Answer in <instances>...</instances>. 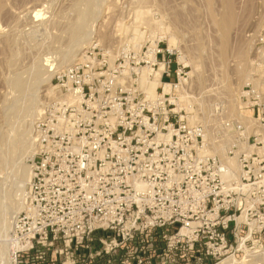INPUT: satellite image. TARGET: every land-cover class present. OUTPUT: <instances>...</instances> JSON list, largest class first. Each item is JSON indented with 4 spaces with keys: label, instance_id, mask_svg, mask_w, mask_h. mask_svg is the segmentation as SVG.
I'll return each instance as SVG.
<instances>
[{
    "label": "rangeland",
    "instance_id": "374dc122",
    "mask_svg": "<svg viewBox=\"0 0 264 264\" xmlns=\"http://www.w3.org/2000/svg\"><path fill=\"white\" fill-rule=\"evenodd\" d=\"M158 52L181 76L152 100L141 74L159 70ZM263 130L264 0H0L10 231L37 157L59 230H88L99 214L145 264H264Z\"/></svg>",
    "mask_w": 264,
    "mask_h": 264
},
{
    "label": "built area",
    "instance_id": "2783aa9c",
    "mask_svg": "<svg viewBox=\"0 0 264 264\" xmlns=\"http://www.w3.org/2000/svg\"><path fill=\"white\" fill-rule=\"evenodd\" d=\"M160 54L155 55V63L151 64L154 67L162 65L161 81L173 85V81L180 80L179 69H175L167 59L162 64L158 63ZM72 85L78 86L79 83L75 79ZM256 141L264 145V130ZM32 163L34 175L30 182V201L17 220V230H11L6 237V243L14 251V264H145L141 257L143 249L134 243L129 253V246L123 243L128 238L121 235L120 230H114V222L98 219L99 214L88 230H59L61 213L59 210L50 211L45 197L48 164L45 160H37V157ZM253 178L264 179V168L256 170ZM129 233L130 241L143 234L138 230H130ZM149 264L158 263L151 261Z\"/></svg>",
    "mask_w": 264,
    "mask_h": 264
},
{
    "label": "bare ground",
    "instance_id": "6f19581e",
    "mask_svg": "<svg viewBox=\"0 0 264 264\" xmlns=\"http://www.w3.org/2000/svg\"><path fill=\"white\" fill-rule=\"evenodd\" d=\"M38 11V10H37ZM35 12V11H34ZM142 11H139V13L140 14H142L141 13ZM40 14V13H39ZM140 14H138L139 16H140ZM146 15V14H145ZM35 19H37V18H35ZM138 20V19H137ZM142 20V19H141ZM138 22H140V17H139V20H138ZM144 22V21H143ZM139 25V24H138ZM140 25H142V23H140ZM148 25V24H147ZM139 27V26H138ZM148 27V26H147ZM136 32V31H135ZM143 32V31H142ZM141 32V33H142ZM141 33H139L140 35H141ZM149 33V32H148ZM136 34V33H135ZM138 35V34H137ZM142 36H144V34L142 35ZM141 36V37H142ZM149 36V35H148ZM152 36V35H151ZM140 36H139V38L137 39V41L139 40V42H140V38H141ZM145 37V36H144ZM137 38V37H136ZM143 38V37H142ZM135 40V39H134ZM142 41V40H141ZM134 42V41H133ZM138 42V43H139ZM152 43V42H151ZM138 45V44H137ZM136 46V45H135ZM153 46V45H152ZM172 47V44H170V48ZM155 56V55H154ZM152 58V57H151ZM151 60L152 59H150V62H151ZM153 60H155V59H153ZM179 61H181V63L185 66V67H187L188 66V61L187 60H185V58L184 57H182V58H180V60ZM153 63H155V61L153 62ZM145 69V68H144ZM149 71V70H148ZM152 71V70H151ZM162 71H163V66L161 65L160 66V71H152L153 72V74H151V77H149V75H150V71H149V73L146 71L145 73H142L141 75H143V76H141L142 78H141V82H144L143 84L146 86V92H147V94H148V98L150 97L152 100H156V99H160V97H163L164 95H166V94H170V92L172 91V89H174V88H172V84H170V83H165V82H162L161 81V75H162ZM184 81V80H183ZM186 81V80H185ZM144 85H143V88H144ZM159 87H162V89H163V95H160V93L158 92V88ZM179 87V86H178ZM56 88V87H55ZM176 89H178V88H176ZM71 101V100H70ZM243 107V106H242ZM242 116V115H241ZM241 116H240V118H241ZM243 117V116H242ZM242 119V118H241ZM240 119V120H241ZM244 121V120H243ZM239 126H241V125H239ZM245 129V131H246V127L244 128ZM257 129H260V128H257ZM256 129V130H257ZM261 130L262 129H260V132H261ZM239 132V131H238ZM244 132V131H243ZM243 132H242V134H243ZM258 131H256L255 133H257ZM259 132V133H260ZM253 133H254V131H253ZM241 134V133H240ZM262 134V133H261ZM258 135V134H257ZM245 136H247V135H245ZM246 138V137H245ZM30 139V138H29ZM247 139V138H246ZM33 140V139H32ZM34 141V140H33ZM247 141V140H246ZM245 141V142H246ZM29 142V141H28ZM238 142H240V140L238 141ZM244 143V142H243ZM27 144V143H26ZM35 144V143H34ZM239 144V143H238ZM30 145V144H29ZM240 145V144H239ZM243 145V144H242ZM31 146V145H30ZM241 146V145H240ZM239 147V146H238ZM243 147V146H242ZM240 149H242L241 147H240ZM255 149V148H254ZM35 150V149H34ZM33 150V151H34ZM250 150V149H249ZM261 150V149H260ZM250 151H252V150H250ZM258 151V150H257ZM261 152H262V150H261ZM35 153V152H34ZM259 154V153H258ZM34 156V155H33ZM32 161V160H31ZM232 161V160H231ZM230 161V162H231ZM231 164V163H230ZM233 164V163H232ZM231 164V168H232V170H233V165ZM230 166V165H229ZM235 167V166H234ZM26 168H28V167H25V169ZM230 168V167H229ZM235 170V169H234ZM233 170V171H234ZM236 171V170H235ZM234 171V172H235ZM230 172V171H229ZM227 176V175H226ZM230 176V175H229ZM30 177H31V173H30V171H29V169H28V171H26V174H25V178H24V184H25V186L26 185H28L29 184V181H30ZM228 180V179H227ZM238 180V179H237ZM24 189V188H23ZM26 189V188H25ZM24 191V190H23ZM23 191H22V195L21 196H23L24 194H23ZM25 193V192H24ZM27 194L25 193V195L23 196V197H25ZM21 203V207H20V209L17 207V209L18 210H15V212L14 213H18V212H20V210L23 208V205H24V203H25V198L24 199H22V202H20ZM19 205V204H18ZM16 207V206H15ZM13 214V213H12ZM14 216V215H13ZM241 217V216H240ZM14 218V217H13ZM12 216L10 217V218H8V219H6V218H2V219H0V264H14V257L12 256V255H10V253H9V251L8 250H10L9 249V246L10 245H8L7 243H6V237H7V235H9V233L11 232L10 231V228H11V224H12ZM15 223V222H14ZM13 228V227H12ZM8 249V250H7ZM219 264H234V261L233 260H231V259H228V260H226V261H223V262H221V263H219Z\"/></svg>",
    "mask_w": 264,
    "mask_h": 264
},
{
    "label": "crops",
    "instance_id": "0c3cea01",
    "mask_svg": "<svg viewBox=\"0 0 264 264\" xmlns=\"http://www.w3.org/2000/svg\"><path fill=\"white\" fill-rule=\"evenodd\" d=\"M173 67H175V65Z\"/></svg>",
    "mask_w": 264,
    "mask_h": 264
}]
</instances>
